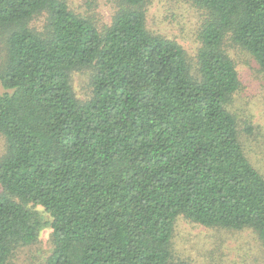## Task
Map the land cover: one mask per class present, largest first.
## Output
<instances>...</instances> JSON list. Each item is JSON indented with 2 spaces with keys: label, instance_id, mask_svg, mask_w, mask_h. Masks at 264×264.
<instances>
[{
  "label": "trees",
  "instance_id": "obj_1",
  "mask_svg": "<svg viewBox=\"0 0 264 264\" xmlns=\"http://www.w3.org/2000/svg\"><path fill=\"white\" fill-rule=\"evenodd\" d=\"M69 1L0 0V264L38 239L28 204L52 217L48 264H174L179 216L250 229L264 246V174L228 108L234 49L264 73V0H179L200 14L195 68L150 29L151 0H116L105 26ZM81 69L93 72L85 102Z\"/></svg>",
  "mask_w": 264,
  "mask_h": 264
},
{
  "label": "rangeland",
  "instance_id": "obj_2",
  "mask_svg": "<svg viewBox=\"0 0 264 264\" xmlns=\"http://www.w3.org/2000/svg\"><path fill=\"white\" fill-rule=\"evenodd\" d=\"M69 2L73 10L94 19L100 26L111 22L117 7L116 0ZM199 22L200 14L192 4L179 0H151L148 11L150 29L180 42L194 68L197 67ZM45 23V15H39L32 22V27L43 31ZM232 54L238 65L241 85L228 108L237 116L248 157L264 174V73L247 51L237 48ZM5 55V40L0 39V65ZM92 76L91 69L72 73L73 90L80 102L92 97ZM3 90L0 80V91ZM247 127L253 129L252 134L246 132ZM6 150L5 137L0 133V158ZM27 207L42 221L38 239L34 244L19 246L8 264H48L53 251L52 217L42 206L28 204ZM172 248L174 264L182 261L191 264H264V246L252 230L208 228L184 216H179L175 221Z\"/></svg>",
  "mask_w": 264,
  "mask_h": 264
}]
</instances>
